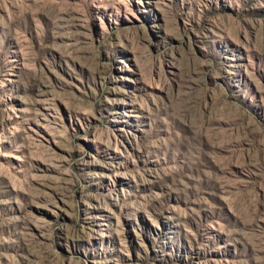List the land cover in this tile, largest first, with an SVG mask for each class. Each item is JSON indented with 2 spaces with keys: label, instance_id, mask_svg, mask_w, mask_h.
<instances>
[{
  "label": "rangeland",
  "instance_id": "obj_1",
  "mask_svg": "<svg viewBox=\"0 0 264 264\" xmlns=\"http://www.w3.org/2000/svg\"><path fill=\"white\" fill-rule=\"evenodd\" d=\"M0 264H264V0H0Z\"/></svg>",
  "mask_w": 264,
  "mask_h": 264
}]
</instances>
